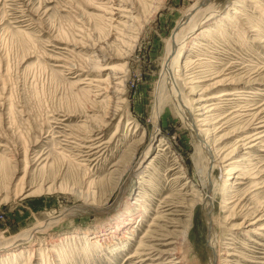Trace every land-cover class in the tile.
Listing matches in <instances>:
<instances>
[{"label":"rangeland","instance_id":"obj_1","mask_svg":"<svg viewBox=\"0 0 264 264\" xmlns=\"http://www.w3.org/2000/svg\"><path fill=\"white\" fill-rule=\"evenodd\" d=\"M198 1L0 0V249L7 248L0 264L167 262L128 260L140 241L179 252L183 264H210L208 221L219 240L216 264L246 263L226 258L230 247L251 257L264 251V231L246 236L234 227L254 213L264 227V153H232L252 133L245 111L264 104V0L210 1L216 17L198 26L174 68V86L210 130L206 142L219 165L209 220L198 174L209 157L174 107L172 90L154 116L167 44ZM113 4L132 6L130 21L111 15ZM216 76L230 81L211 87ZM239 88L263 91L200 101ZM238 161L245 179L236 181L227 166ZM114 224L121 230L111 236ZM103 234L111 237L90 246ZM163 236L167 247L152 239Z\"/></svg>","mask_w":264,"mask_h":264},{"label":"bare ground","instance_id":"obj_2","mask_svg":"<svg viewBox=\"0 0 264 264\" xmlns=\"http://www.w3.org/2000/svg\"><path fill=\"white\" fill-rule=\"evenodd\" d=\"M210 1H214V0H199L197 3H195L194 7L191 8L187 13H185V15L183 16L184 17L183 20H181V22H179L177 31L175 33H173L172 39L167 44V47H166L167 59H165V62L163 64V72H162V77H161L162 80H161V83L159 84V87H158V94L156 95L157 100H156L155 106L153 108L154 109V116L157 119L159 117V115H160V111L162 110V108L166 104V99L167 98H165L164 95H163L165 89L167 88L169 90H172L170 95H171V99H172V102L174 104V107L176 108V110L178 108V112L181 115V117L183 118V120L185 121V124H186L188 130H190L194 140L199 144V146L202 149H204V151H206V154L209 157L208 168L206 167L207 169L205 168L204 169L205 171H203L201 169H200V171H198V174L201 176V181H202V184H203L202 186H203L204 189H206L205 190L206 191V196L208 195V197H206L203 200H201L202 201L201 203H202L203 209H204V213H205V216H206L207 219L210 218L211 206L213 205V198H214V195H215L214 192H215V186H216V182L213 181L211 175L213 173L214 167H216V168L218 167L219 168V165L217 164L216 160L214 159L213 154H212V150L208 147L207 142H206L207 141V138H206L207 135L206 134L209 133L210 130L201 128V127L205 126V124L198 125L196 119L192 115V111H191V108H190L192 103L190 105L188 100L185 99L186 97L183 98L182 94L179 91H177L178 89L176 90L177 86H174V83H175L174 82L175 81L174 68L176 67L178 58H179V56L181 54V50L183 49V47H185V45L188 43V40L192 36L197 35L198 26L203 24V23H205V22H208L210 19H213V18L216 17L217 14H215V13H217V12L213 11L214 9L212 10L213 6L211 7V4H208ZM131 7H128V6L124 5V4H117V5L113 4L112 6L109 7V11H110L111 15L116 16L118 19H120V18L121 19L122 18L127 19L128 15L132 14ZM201 9L204 11L203 16L204 15L205 16L202 17L200 19V21H198L196 24H193L190 27V29L183 35L184 29L187 27V25H189V23L192 21V19H194L195 14L197 12H199ZM232 15L239 16L240 13L237 10H234L232 12ZM222 19H226V17H223ZM127 21H130V20L127 19ZM220 21L218 23H221ZM252 32H255V30H252ZM192 39H195V38H192ZM188 63H190V62L186 61V63H185L186 66H187ZM184 68H186V67H184ZM220 77L222 78L223 76H216L217 79L215 78V80H213L214 82H213V85L211 87L216 88V87H219L221 85H225V84H223V82L230 81V79H221ZM226 85L227 86H231V85H234V83H229V84H226ZM261 91H263V90H261ZM261 91L260 90H253L251 88H248V89H240L239 88V89H233V90L231 89V90L219 92V93H217L215 95L209 96V98H206V99L200 100V101H202V102H204V101L213 102V101H218V100H220L222 98H225V97H232L233 101H237V100L240 99V97H238L240 95L253 96V95H258L257 92L261 93ZM243 100H245V99H243ZM196 104L199 107L201 106L200 107L201 110H205V109L210 108V106L202 108L203 105H201L199 102L196 103ZM213 107H215V104H213ZM253 110H258V111L251 113V111H253ZM243 116L246 117V119H252V126H251L252 133L248 134L247 136L245 135L244 137H242V139L240 138L237 141V143H238L237 146H235V148L232 150V153L234 152V150H237L238 148H240V149L244 148L245 150H251V149H254V148H258V149H260V152L264 153V104L258 106L257 108H254L252 110L248 109L247 111H245ZM199 121H201L203 123L206 122L205 119L199 120ZM148 149H149V147H147L144 150L145 154H146ZM225 158H226V155L222 158V160H225ZM232 163L235 164V165L231 166L229 164L227 166V167H230L229 173H232V172H233V174L234 173H238V176H236V181H237V179L238 180H244L245 178L239 176V175H242L240 170H239V168L243 164L240 165V161L232 162ZM133 169L131 170V172L134 171ZM171 171L172 170H169V172H171ZM254 178L255 177H251L250 179H254ZM234 185H236V184H234ZM225 186H227L228 189H232L231 184L225 185ZM207 193H209V194H207ZM137 202L140 203L142 201H137ZM239 202H241V201H239ZM233 207H236V205H234ZM260 207H259V209H260ZM257 212H259V210ZM257 217H258V215H256L255 213L252 216H248L247 215V216L243 217L242 222L239 223L237 226H234L235 228H238L236 231H239L241 233L243 232L244 233L243 235H246V236H247L248 233H258V231H264V227L258 225V223H260L262 218H257ZM128 219L129 218L124 219L125 221L123 223H127ZM155 219H156V217H155ZM161 220H163V215H160V217L156 219L157 222H159ZM120 221H121V219H120ZM154 222H155V220H154ZM208 223H209V239H208L209 255L208 256L210 257V262L209 263L210 264H216V261H218L217 258H218V256H220V251L218 250V242H219V240H218V238L216 236L217 233H215V229L213 228L214 225L211 223V221H208ZM120 224H114L113 226L108 228V229L111 230V231L108 232L109 235L112 236V235L117 234L119 229L121 230V225ZM41 227H43V226H41ZM148 228H158V226L155 225L154 223L150 222ZM40 230H42V229H40ZM233 230H235V229H233ZM106 234H103L102 237H100V238H98L99 237L98 236L97 239L96 238L95 239H91L89 241L90 246L92 245V246H95L94 248L99 249L105 243V241L108 240L109 237H111L109 235L107 236ZM258 234L262 235L261 233H258ZM23 235H24V233H23ZM23 235L21 234L20 236L18 235V237L16 236L17 242L24 241L23 240L24 239ZM29 235H30V233H29ZM163 237L164 238H161L160 240L159 239L157 240V239H154V238H152V239L154 241H160L161 244L158 245L160 247L169 246L170 243H167L169 238L167 236L166 237L163 236ZM123 238L124 239H129V237L124 236V235H123ZM229 241L233 242L234 238H232ZM249 241L254 243V244H257V245H262L261 243H259L258 241L254 240L253 238H250ZM25 242H27V241H25ZM227 245H232V244H227ZM10 246H11V244H10ZM262 246L264 247V245H262ZM6 249L7 248L0 249V252L4 251ZM88 249H90V248H88ZM234 249L235 248H232V247L227 248V250L224 251L223 255L226 258L237 257L239 255V257L244 262H246L245 264H264V251L263 252H259L258 250L257 251H253L252 253L254 254V257H251V256L244 255L242 253H239V252H237V254H235V253H233L235 251ZM243 249H248V247L247 248L243 247ZM13 253H15V252H13ZM167 255H169V256L167 257ZM152 256H155L153 261H158L160 259H163V260L167 261L166 263H160V264H183V261H182L183 259H182V257L180 258L181 254L179 252H177L175 250H170L169 251V250H165V249L164 250L163 249L162 250H158V249H156V248H154L152 246H145L143 244V241H140L138 247L136 248V251L134 252V254H132L128 258V260L140 259V261H147V260H150ZM165 256H166V258H165Z\"/></svg>","mask_w":264,"mask_h":264}]
</instances>
